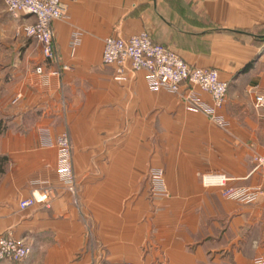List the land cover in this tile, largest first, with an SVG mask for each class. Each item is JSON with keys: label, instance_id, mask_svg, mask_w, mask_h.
Segmentation results:
<instances>
[{"label": "crops", "instance_id": "0c3cea01", "mask_svg": "<svg viewBox=\"0 0 264 264\" xmlns=\"http://www.w3.org/2000/svg\"><path fill=\"white\" fill-rule=\"evenodd\" d=\"M66 2L68 16L51 28L58 63L70 68L49 75L27 38L0 102V234L31 246L26 258L0 264H253L264 255V171L254 161L264 151V109L255 107L264 93V0ZM141 30L190 65L217 69L228 82L218 109L226 127L151 90L144 70L116 79L102 62L103 39ZM62 132L71 187L57 172ZM156 168L166 195L152 194ZM215 175L261 192L254 202L227 199ZM33 194L41 201L20 208Z\"/></svg>", "mask_w": 264, "mask_h": 264}, {"label": "built area", "instance_id": "2783aa9c", "mask_svg": "<svg viewBox=\"0 0 264 264\" xmlns=\"http://www.w3.org/2000/svg\"><path fill=\"white\" fill-rule=\"evenodd\" d=\"M6 11L15 19L22 16H33L34 21L22 23L18 26L16 36L32 39L39 44L40 52L49 65L48 74L60 77L70 66L58 63L53 42L51 23L56 19H65L68 16L66 0H2ZM75 1V0H73ZM79 32L73 31L69 44L76 46L79 42ZM102 62L105 65H113L115 77L119 81H125L129 70L146 72V83L151 90H165L178 95L192 111L205 113L211 121L222 127H226V121L218 109L224 104L228 82L219 78L217 69L211 67H195L190 65L178 53L168 46L152 40L144 31L120 37L109 35L103 39L101 51ZM43 65H37L36 73H43ZM197 90L206 92L211 97L209 104L203 100ZM255 107L264 109V93L256 94ZM57 147V172L60 180L71 187L74 182V174L71 169L70 143L66 132L57 135L55 139ZM255 167L264 171V151L255 159ZM217 183L223 188L221 196L233 199L241 203L254 202L261 192V187L232 188L227 187L224 175H215ZM150 185L154 196L166 195L167 187L164 183V171L156 168L150 171ZM44 190V192H46ZM41 201V197L35 194L19 201L20 208L33 205ZM31 252V246L22 240L15 238L12 233L0 234V262L20 261ZM73 264V263H72ZM123 264H134L127 262ZM253 264H264V255L253 260Z\"/></svg>", "mask_w": 264, "mask_h": 264}, {"label": "rangeland", "instance_id": "374dc122", "mask_svg": "<svg viewBox=\"0 0 264 264\" xmlns=\"http://www.w3.org/2000/svg\"><path fill=\"white\" fill-rule=\"evenodd\" d=\"M21 23L6 11L0 0V102L6 104V82L11 76L15 64L19 63L23 53V41L27 38L16 36Z\"/></svg>", "mask_w": 264, "mask_h": 264}, {"label": "trees", "instance_id": "16d2710c", "mask_svg": "<svg viewBox=\"0 0 264 264\" xmlns=\"http://www.w3.org/2000/svg\"><path fill=\"white\" fill-rule=\"evenodd\" d=\"M150 36V35H149ZM151 38V37H150ZM156 41V40H155ZM165 46V45H164ZM167 47V46H166ZM4 129H5V126L3 125L2 123V120L0 119V134H2L4 132ZM3 157H0V160L2 159ZM2 161V160H1Z\"/></svg>", "mask_w": 264, "mask_h": 264}]
</instances>
